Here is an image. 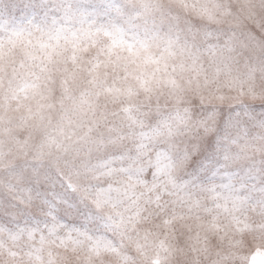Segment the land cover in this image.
<instances>
[{
  "label": "clouds",
  "instance_id": "clouds-1",
  "mask_svg": "<svg viewBox=\"0 0 264 264\" xmlns=\"http://www.w3.org/2000/svg\"><path fill=\"white\" fill-rule=\"evenodd\" d=\"M0 264H264V0H0Z\"/></svg>",
  "mask_w": 264,
  "mask_h": 264
}]
</instances>
